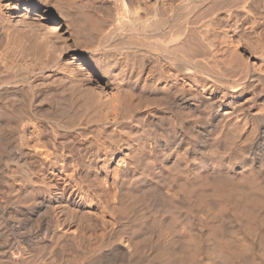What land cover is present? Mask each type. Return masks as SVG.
Masks as SVG:
<instances>
[{"label": "bare ground", "instance_id": "bare-ground-1", "mask_svg": "<svg viewBox=\"0 0 264 264\" xmlns=\"http://www.w3.org/2000/svg\"><path fill=\"white\" fill-rule=\"evenodd\" d=\"M142 258L264 264V0H0V264Z\"/></svg>", "mask_w": 264, "mask_h": 264}, {"label": "rangeland", "instance_id": "rangeland-1", "mask_svg": "<svg viewBox=\"0 0 264 264\" xmlns=\"http://www.w3.org/2000/svg\"><path fill=\"white\" fill-rule=\"evenodd\" d=\"M84 1V0H83ZM6 11V12H5ZM3 13H10V12H8L7 10H4L3 11ZM101 19V21H102V23H103V25H102V27H103V30L105 31V32H107V31H109V30H111V29H113L112 27L113 26H115L116 24H118V19L115 17V16H113V15H105V14H103V15H101V17H100ZM47 26H51V24L49 23V22H46V27ZM48 29H50V28H48ZM49 31V30H48ZM153 238H142V245L143 246H141V254H142V257L143 256H145V257H148L147 259H150L151 261H154V262H157V260L155 261V259L153 260V256H155L154 254H156V253H154V251H153V247L155 246V244H156V242H155V238L152 240ZM139 241H140V239H139ZM84 242L85 243H87V240H84ZM154 242V243H153ZM151 251V252H150ZM153 251V252H152ZM44 251L42 250V249H40L39 251H38V253L36 254V258H35V260H36V263H39V261L41 260V259H43V256H44ZM144 253V254H143ZM150 255V256H149ZM147 259H143L142 258V261H141V263H140V261H139V263H138V261H137V263L138 264H142V262H148V260ZM144 262V264H146ZM150 262V261H149ZM148 262V263H149ZM137 263H135V261L132 263V264H137ZM147 263V264H148Z\"/></svg>", "mask_w": 264, "mask_h": 264}]
</instances>
